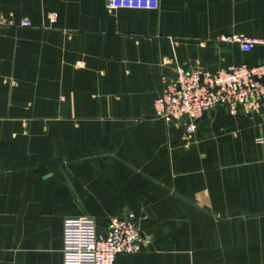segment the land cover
Here are the masks:
<instances>
[{
  "label": "crops",
  "instance_id": "obj_1",
  "mask_svg": "<svg viewBox=\"0 0 264 264\" xmlns=\"http://www.w3.org/2000/svg\"><path fill=\"white\" fill-rule=\"evenodd\" d=\"M0 15V264H62L65 218L102 231L128 212L148 244L114 264H264V106L216 105L187 138L153 108L175 65L263 64L264 43L217 38L264 39V0H0Z\"/></svg>",
  "mask_w": 264,
  "mask_h": 264
},
{
  "label": "built area",
  "instance_id": "obj_2",
  "mask_svg": "<svg viewBox=\"0 0 264 264\" xmlns=\"http://www.w3.org/2000/svg\"><path fill=\"white\" fill-rule=\"evenodd\" d=\"M108 10L156 9L159 0H105ZM11 24L0 15V26ZM20 25L29 26L26 19ZM218 42L249 51L264 39L242 33L220 35ZM162 65V64H161ZM264 63L232 64L214 70L175 65L172 73L161 72V91L154 100V114L165 123H179L185 137L194 133L197 121L216 105L230 114H251L264 106ZM263 143V137L256 139ZM148 244L131 212L109 217L98 231L90 216L67 217L62 225V264H114L118 255H132Z\"/></svg>",
  "mask_w": 264,
  "mask_h": 264
}]
</instances>
